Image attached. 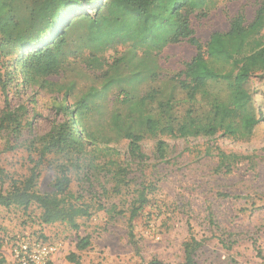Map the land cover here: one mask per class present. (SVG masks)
I'll return each instance as SVG.
<instances>
[{"label": "rangeland", "instance_id": "1", "mask_svg": "<svg viewBox=\"0 0 264 264\" xmlns=\"http://www.w3.org/2000/svg\"><path fill=\"white\" fill-rule=\"evenodd\" d=\"M8 1L20 16L32 3ZM214 4L207 12L190 16L194 35L203 44L211 33L226 31L237 14L250 22L259 6L257 0H214ZM67 38L74 52L64 71L49 77L52 84L47 88H40L22 82L19 65H11L16 49L4 44L0 34V119L11 112L17 122L5 121L0 127V193L11 189V180L21 182L29 175L47 134L66 118L64 101L73 108L82 102L81 126L99 139H109L107 145L99 144L115 149L111 156L127 170V184H120L116 192L109 174L99 168L86 171L87 164L82 174L90 177V185L69 172V191L80 193L91 207L77 230L60 222L42 223V210L35 203L27 208L0 207L4 264H13L7 241L23 236L59 244L54 264H72L66 260L71 252L81 264H176L183 262L184 243L191 237L202 244L194 253V264H264V124L257 125L248 140L231 139L221 132L187 138L144 134L139 142L143 156L132 157L128 141L118 138L109 125L113 113L125 114L132 102L150 92L155 100L145 106L147 111L158 113L157 103L169 101L172 107L164 114L173 122L189 108L194 115L207 110L199 96L189 101L172 80L194 55V47L181 41L160 50L119 44L97 51L80 32H70ZM95 55L100 59L95 60ZM250 87L259 109L264 104V78L252 77ZM160 139L162 158L156 150ZM219 151L231 156L224 165L219 164ZM104 158L98 154L94 160L109 159ZM64 162L68 164L60 154L45 153L36 169L38 193L52 192L56 165ZM142 187L148 203L129 224L134 190ZM84 236L90 245L77 251L75 243Z\"/></svg>", "mask_w": 264, "mask_h": 264}, {"label": "trees", "instance_id": "2", "mask_svg": "<svg viewBox=\"0 0 264 264\" xmlns=\"http://www.w3.org/2000/svg\"><path fill=\"white\" fill-rule=\"evenodd\" d=\"M31 1L27 13L20 16L10 1L0 0V34L4 44L16 49L17 56L11 65H19L25 84L47 88L52 84L48 78L64 71L69 55L74 52L67 38L70 32H80L86 43L97 51L119 44L160 50L181 41L194 47V55L184 63L182 70L172 76V80L189 101H195L199 96L207 110L194 115L189 108L180 121L173 122L164 114L172 107L169 101L157 103L158 113L147 111L145 106L155 100V93L150 92L132 102L125 114L113 113L109 125L118 138L128 141L132 157L143 156L139 142L144 134L187 138L213 137L221 132L231 139L248 140L255 127L264 124V104L259 109L255 107L250 87L252 77L264 78V0H257L259 6L250 22L237 14L230 19L226 31L211 33L204 44L194 35L190 16L209 11L215 5L214 0ZM85 6L87 11H84ZM77 11L80 14L70 20L69 17ZM93 58L100 59L96 55ZM130 101L125 100V103ZM78 103L81 105L73 108L64 101L61 105L66 117L64 122L52 127L47 134L29 175L21 182L11 180V189L0 193V207L17 205L27 208L35 203L42 210V223L60 222L77 230L81 220L90 216L91 207L82 201L80 193L75 196L69 191V172L90 185V177L82 174L87 164L86 171L99 168V171L109 174L110 179L116 182V192L120 191L117 188L120 184H127V170L111 156L115 149L101 148L100 144L107 145L109 139L100 136V140L81 126L80 117L85 111H81L84 107L82 102ZM13 117L11 112H7L0 119V127L9 120L16 124ZM163 144L161 139L156 143L161 158L164 156ZM50 152L60 154L68 164L56 165L57 176L52 192L40 194L35 190L36 169L45 153ZM98 154L109 159L95 162ZM217 156L220 165L231 157L221 151ZM134 191L129 205V224L148 203L146 187ZM97 207L105 208L100 204ZM89 245L88 236L80 237L75 249L83 251ZM201 245L191 237L184 243L183 262L176 264H194V253ZM66 260L81 264L74 252L69 253ZM4 263L5 258L0 256V264ZM148 264L164 263L151 261Z\"/></svg>", "mask_w": 264, "mask_h": 264}, {"label": "built area", "instance_id": "3", "mask_svg": "<svg viewBox=\"0 0 264 264\" xmlns=\"http://www.w3.org/2000/svg\"><path fill=\"white\" fill-rule=\"evenodd\" d=\"M13 264H54L59 244L23 236L7 241Z\"/></svg>", "mask_w": 264, "mask_h": 264}]
</instances>
